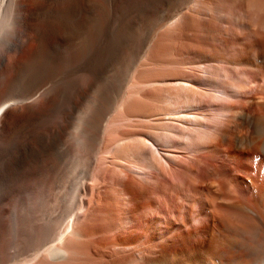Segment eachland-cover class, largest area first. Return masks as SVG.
I'll use <instances>...</instances> for the list:
<instances>
[{
	"label": "rangeland",
	"instance_id": "374dc122",
	"mask_svg": "<svg viewBox=\"0 0 264 264\" xmlns=\"http://www.w3.org/2000/svg\"><path fill=\"white\" fill-rule=\"evenodd\" d=\"M108 3L113 16L114 0ZM170 7L135 25L134 38L72 114L55 148L40 152L35 138L22 135L19 151H13L0 138V264H250L248 227L236 221L238 231L222 234L220 206L244 204L253 211L259 179L253 174L262 173L256 167L261 156L239 142L248 135L245 125L239 129L236 123L248 115L264 117L259 108L264 82L253 94L242 95L254 88L248 77L256 70L237 63L234 53L262 35L258 15L249 18L237 0H193L181 13L193 9L188 13L195 26L174 28L172 34L167 29L182 14L169 24ZM204 8L210 14H200ZM161 33L168 45H159L170 46L171 51L163 47L170 55H150ZM238 33L248 40L236 38ZM167 39L176 40V48ZM175 80L187 85L179 88ZM46 84L31 101L49 89ZM95 105L106 110L105 125L97 161L89 165L78 132ZM57 120L56 114L44 121ZM257 128L254 135L260 132L264 141V129ZM33 147L38 158L27 157ZM245 167L256 171L253 177L241 176ZM242 181L251 187L246 200L238 190ZM52 248L65 250L67 257L53 261L47 252Z\"/></svg>",
	"mask_w": 264,
	"mask_h": 264
},
{
	"label": "bare ground",
	"instance_id": "6f19581e",
	"mask_svg": "<svg viewBox=\"0 0 264 264\" xmlns=\"http://www.w3.org/2000/svg\"><path fill=\"white\" fill-rule=\"evenodd\" d=\"M108 1L110 0H0V138L5 137L8 149H13L14 151L16 148L19 151L18 147L22 144L19 143L20 140L18 141V138L22 137V135L27 136L29 139L35 138L40 152H48L56 146V138L66 130L72 114L79 109L81 102L100 81L103 74H105L106 68L121 52L125 44L131 38H134L132 35L135 25L139 21L141 22L145 15L158 12L164 7L167 9L169 5L171 6L170 13L166 16V22L170 24V19L173 17L178 18L177 15L182 14L183 9L192 3L193 0H183V2L176 5L171 4L172 0H114L115 12L113 16L110 14L111 11L108 5L110 3ZM217 1L221 2L223 0ZM237 1L240 2V5L246 6L249 18L258 15L259 23H257V28L262 30V35L259 39L248 40V36L241 34L248 41L244 46L243 43H240L244 47L242 50L234 51L235 54L238 53L235 56L238 59L237 63L240 62L239 64H245L247 65L246 67L256 70L255 73L252 72L249 77L247 76L249 83L254 88L242 94L249 96L258 91L259 88L261 89V85L264 82V4L260 3V1L263 2L264 0ZM6 2L7 5L4 9ZM198 5L197 1L196 8H198ZM261 5L263 9H260ZM192 10L183 13L179 17V21L176 20L170 24L171 26L167 31L171 30L172 32L174 28V31L177 30L176 28H180V30H182L181 28L183 30L190 28V20H194L190 18L192 15L188 12ZM209 11L204 8L200 14L207 15ZM112 17L113 20L110 21ZM164 19L162 18V20ZM196 20L201 22V19L198 20L196 18ZM235 21L238 20L235 19ZM231 23L233 24L232 21ZM193 24L191 27L195 26ZM201 24L199 23V26ZM239 25L241 26V23ZM162 27L164 26L161 24ZM156 34L158 33L156 32ZM239 35V33L236 34V38ZM163 36L164 34L161 33L155 45L151 47L150 55L157 53V56L158 51H161V54L158 55L159 57L164 52L170 53L168 52L171 51V49L168 50L170 46L165 48L168 45L167 41H161ZM256 36L258 37V35ZM241 40L240 38L239 41L242 42ZM102 41H105L103 45ZM160 41L162 45L165 43L163 47L168 51L164 50L162 45H159ZM170 41L172 42V40ZM170 41L168 40L169 43ZM175 41L173 42L174 44ZM239 41H234V43L236 42L239 45ZM147 44L146 40L142 42L141 46L139 44V54L147 47ZM174 44L171 45L174 46ZM160 47L164 51L160 50ZM174 47L176 48V46ZM254 75L255 78H253ZM56 77L60 79H57L56 83L54 81L53 86L49 88L46 82L53 81L52 79H56ZM171 82L179 88L187 85L184 80ZM44 84L49 89L38 96L37 98L39 99L35 98V100L31 101L36 91L41 87L43 88ZM94 102L96 103V101ZM97 106L95 105L96 108L93 109L89 116L86 118L83 116L82 119L84 120L85 118V121L79 120L82 123L84 122L78 132L79 147H81L84 157L86 156L87 161H89V165L97 161L99 148L102 143L101 125L104 124L101 120L104 119L103 117L106 114V110H96L101 108H97ZM259 108L261 112L264 111V100ZM15 112L19 113V115L10 119ZM56 114L60 116V120L55 121L53 125H45L44 120ZM79 121L78 124L80 123ZM239 121L236 123L237 127L240 129L239 126L244 124L248 134L240 138L239 142H242L244 148H250L252 152L261 156L262 159L260 158V162L257 163L256 167H259L262 171L260 173L263 174V180L260 179L261 175L258 176L260 174L259 169V174L257 175L256 171L253 172L251 167H245L246 171H242L241 176L249 178L253 176L255 178L259 177L257 187L253 185L257 189L252 193L253 211L244 206V204L220 206L221 216L223 214L227 218V220L225 217L222 218L220 232L229 234L238 231V226H235L237 224L236 221L246 224V228L248 227V239L246 241H251V243L247 244V248L249 254L253 255L250 264H264V141L259 140L260 132L257 131L259 135L257 133L255 136L252 131L255 126L258 127L257 130L264 129V117L248 115L247 117L245 116L243 121ZM96 123H99L98 127H96ZM47 129L49 130L48 132ZM32 150L34 152L32 151L33 153L31 152L27 157L38 158V150L34 147ZM26 151L27 149H25ZM14 156H17V154ZM17 163H15V166H17ZM251 172L256 175L250 176ZM250 188V185L244 181L239 183L238 190L242 195V200H246V196L250 193ZM211 197L208 198V201L214 204L216 196ZM47 252L53 261L64 260L67 257L65 250L61 248H52Z\"/></svg>",
	"mask_w": 264,
	"mask_h": 264
}]
</instances>
